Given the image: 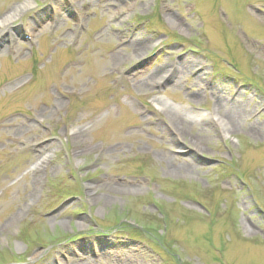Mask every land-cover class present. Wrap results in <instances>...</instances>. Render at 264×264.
Masks as SVG:
<instances>
[{
	"label": "rangeland",
	"instance_id": "obj_1",
	"mask_svg": "<svg viewBox=\"0 0 264 264\" xmlns=\"http://www.w3.org/2000/svg\"><path fill=\"white\" fill-rule=\"evenodd\" d=\"M28 1L0 26V264H264V0Z\"/></svg>",
	"mask_w": 264,
	"mask_h": 264
},
{
	"label": "bare ground",
	"instance_id": "obj_2",
	"mask_svg": "<svg viewBox=\"0 0 264 264\" xmlns=\"http://www.w3.org/2000/svg\"><path fill=\"white\" fill-rule=\"evenodd\" d=\"M32 5H33V3L31 2V1H28V0H26V1H24L23 3H21V4H19L15 9H14V11L11 13V14H8V15H6V16H3L2 18H0V26H7L8 24H10L11 22H13V20H14V18L16 17V16H18L21 12H23V11H26V10H29V9H31L32 8ZM76 5H78L77 3H76ZM138 49H140V47H138ZM141 50V49H140ZM163 77H160V79H162ZM232 111V110H231ZM238 114H240V110H237L236 112L235 111H232V115H238ZM230 116V119H229V121L227 122L225 119H223V118H221V116H220V118H219V121H221V123L224 125V127L226 128V131L228 132V130L230 129V126H231V124L233 123V121H234V118H232V116L231 115H229ZM171 131H173V132H175L176 134H177V136L180 138V137H182V135H183V131H182V129H180V130H178L176 127L174 128V127H172L171 126ZM194 145L197 147V148H199V144H198V142H194Z\"/></svg>",
	"mask_w": 264,
	"mask_h": 264
}]
</instances>
